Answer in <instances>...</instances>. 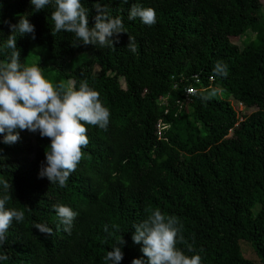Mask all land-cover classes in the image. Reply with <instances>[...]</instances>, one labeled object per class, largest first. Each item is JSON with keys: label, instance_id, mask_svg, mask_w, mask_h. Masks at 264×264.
Segmentation results:
<instances>
[{"label": "trees", "instance_id": "1", "mask_svg": "<svg viewBox=\"0 0 264 264\" xmlns=\"http://www.w3.org/2000/svg\"><path fill=\"white\" fill-rule=\"evenodd\" d=\"M81 2L91 27L94 0ZM100 2L126 31L111 48L83 44L67 32L54 35L51 7L33 11L29 0H0V44L9 24L26 15L35 39L17 38L20 61L31 64L38 47L45 78L73 87L87 81L110 112L106 129L86 125L88 144L64 188L38 176L47 137L23 130L16 142L0 143L6 206L24 212L0 245L6 257L0 264H106L104 255L119 239V264H131L143 258L131 226L152 209L178 218L183 240L177 247L190 245L200 264H264V1ZM132 4L153 8L156 23L129 21ZM129 36L134 54L126 47ZM242 37L240 47L233 38ZM81 53L86 57L75 62ZM217 60L227 65L226 76L213 73ZM188 88L196 91L187 95ZM213 89L215 96L200 99ZM55 204L77 213L69 232L58 224ZM244 244L255 259L244 255Z\"/></svg>", "mask_w": 264, "mask_h": 264}, {"label": "clouds", "instance_id": "2", "mask_svg": "<svg viewBox=\"0 0 264 264\" xmlns=\"http://www.w3.org/2000/svg\"><path fill=\"white\" fill-rule=\"evenodd\" d=\"M127 0H125V3ZM33 11L51 7V31L73 34L78 42L92 44L99 48H111L118 34L126 32L120 16L108 15L100 0H94L97 10L95 22L88 25V10L81 0H29ZM138 18L147 26L156 23V13L151 7L132 4L127 19ZM10 32L0 51L7 49L6 59L0 61V143L12 144L19 138V131L27 130L47 137L44 160L39 167L38 176L46 178L50 184L64 188L66 181L79 163L82 147L88 144L86 125L106 129L109 124V109L102 103L98 91L81 81L73 87L71 81L55 84L45 78L41 68L33 63L20 61V50L16 44L18 37L31 34L35 39L34 25L26 15H21L14 24H9ZM75 44V43H74ZM133 54L136 45L129 36L126 45ZM213 73L227 75V65L222 61L214 62ZM217 94L216 90H204L200 99L206 101ZM9 185L0 181V245L6 240L10 224L24 220V212L7 207L10 197ZM57 221L69 232L77 213L63 204L53 205ZM40 233L50 234V229L42 223L33 225ZM113 231L119 226L113 224ZM133 243L140 244L143 258H133L131 264H200V256L189 245L184 249L177 244L183 240V225L173 215H166L159 209H152L139 223L131 226ZM103 230L111 236L109 226ZM123 239L110 246L103 260L106 264H119L123 258ZM188 253H192L188 255ZM6 259L0 256V261Z\"/></svg>", "mask_w": 264, "mask_h": 264}, {"label": "rangeland", "instance_id": "3", "mask_svg": "<svg viewBox=\"0 0 264 264\" xmlns=\"http://www.w3.org/2000/svg\"><path fill=\"white\" fill-rule=\"evenodd\" d=\"M264 1V0H263ZM262 12L264 14V4L262 6ZM233 41L238 43L240 47H243V45L245 44L246 42V37H242V38H233ZM32 55L30 56V63L33 64H38L37 62L39 61V59H43L45 57V53L44 51H42L41 49H39L38 47H34L33 50H32ZM86 55L84 54H79L75 59L74 61L77 62L79 61L80 59L82 58H85ZM45 63V62H44ZM71 64V62H70ZM96 73L99 72V69H96L95 71ZM255 109H249L247 112L250 113L252 111H254ZM243 253L246 257L248 258H251V259H255V255H254V251L252 249L251 246H249L248 244H244V249H243Z\"/></svg>", "mask_w": 264, "mask_h": 264}, {"label": "built area", "instance_id": "4", "mask_svg": "<svg viewBox=\"0 0 264 264\" xmlns=\"http://www.w3.org/2000/svg\"><path fill=\"white\" fill-rule=\"evenodd\" d=\"M195 91H196V90H194L193 88H188V89L186 90V94H187V95H191V94H193ZM239 107H240V109H243L242 104H239Z\"/></svg>", "mask_w": 264, "mask_h": 264}]
</instances>
